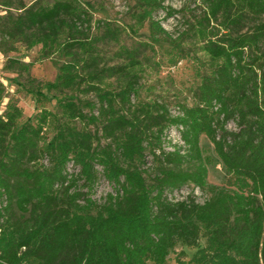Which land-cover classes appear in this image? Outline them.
Masks as SVG:
<instances>
[{"label": "trees", "instance_id": "16d2710c", "mask_svg": "<svg viewBox=\"0 0 264 264\" xmlns=\"http://www.w3.org/2000/svg\"><path fill=\"white\" fill-rule=\"evenodd\" d=\"M130 1L136 29L146 22L152 40L169 39L154 18L165 0ZM200 1L195 29L208 67L195 71L191 102L176 114L135 100L143 70L137 48L120 46L119 62L100 66L98 41L117 42L121 30L93 21L80 0L2 2L0 52L39 45L38 59L58 64L46 82L29 78L32 62L18 58L7 57L3 70L25 74L38 104L46 93L61 98L33 122L20 121L12 99L0 113V264H165L177 244L194 248L177 264H264V0ZM95 22L100 36L90 34ZM77 89L96 102L76 98ZM4 93L0 82V104ZM171 127L183 143L165 150ZM201 136L224 166L223 185L207 180ZM96 166L112 188L101 201L92 197ZM188 184L210 195L168 196Z\"/></svg>", "mask_w": 264, "mask_h": 264}, {"label": "rangeland", "instance_id": "374dc122", "mask_svg": "<svg viewBox=\"0 0 264 264\" xmlns=\"http://www.w3.org/2000/svg\"><path fill=\"white\" fill-rule=\"evenodd\" d=\"M0 0V14H3L2 2ZM31 0H23L29 3ZM51 2L52 0H45ZM88 9L92 16V20L103 19L110 21L115 27L121 30V34L117 42L110 40L98 41V53L100 54L99 62L102 65H111L119 62L116 51L120 46L127 48H137L139 51L138 58L142 62V68L139 87L135 100L147 102L158 101L165 104L172 114L177 113V105L180 103L190 104L191 90L198 83V75L196 70L202 74L205 73L207 66V57L201 52L200 46L202 41L198 37L196 27L198 20L202 18L204 13V5L200 0H165L163 9L155 12L154 18L160 20L161 26L169 33V39L154 41L150 37L148 24L145 22L143 27L137 28L134 25L132 12L134 3L130 0H80ZM96 22L90 29V34L95 32L98 36L101 30L96 28ZM264 48V43L262 44ZM39 45L25 49L24 46L18 45L15 51L3 55L0 52V82L5 86L4 98L0 104V113L5 109V105L9 99H12L18 107L23 111L21 122H33L34 116L39 112L40 108H46L56 111V100L61 98L60 95L46 93L48 100L43 104H38L28 91V78L25 74L8 73L3 70V66L7 57L18 58L24 62H32L29 71V78L35 82L53 81L57 74L56 58L38 59ZM184 54L185 58L180 60L176 65L170 66L169 59ZM107 85L110 89H116V81L110 79ZM74 93V92H73ZM70 95V92H67ZM74 95V94H72ZM76 98L81 100H89L96 102L93 94L81 93L78 89L75 91ZM86 110V109H85ZM79 125V124H77ZM90 128V127H89ZM92 128V127H91ZM227 128L233 129L234 124L229 122ZM51 133L48 134L50 136ZM179 132L176 128H169L163 146L165 150H171L172 144L182 145ZM199 145L204 156L210 157V165H208L207 180L210 184L223 185L227 181L224 166L213 152L212 144L205 136L200 137ZM158 153V151H157ZM147 167L150 173L147 180L151 181L153 177L154 163L151 155L147 154ZM41 163L47 164V160L42 158ZM31 165V164H30ZM68 172H77L71 163L67 165ZM98 179L95 184L92 197L97 201H101L107 192L112 190L111 185L101 176V168L96 166ZM192 194L197 202H202L210 194L202 191L192 184L184 185L176 189L168 196L173 199H182L186 195ZM14 216H19V212L12 208ZM203 244V238L200 239ZM184 252V256L178 255ZM194 248L177 244L174 251L170 253L165 264H177V259L188 260ZM151 264V263H149Z\"/></svg>", "mask_w": 264, "mask_h": 264}]
</instances>
